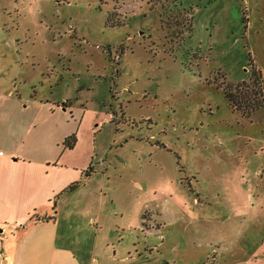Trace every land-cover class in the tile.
Segmentation results:
<instances>
[{
  "label": "rangeland",
  "instance_id": "rangeland-1",
  "mask_svg": "<svg viewBox=\"0 0 264 264\" xmlns=\"http://www.w3.org/2000/svg\"><path fill=\"white\" fill-rule=\"evenodd\" d=\"M253 71L264 0H0V95L76 138L46 263L264 264Z\"/></svg>",
  "mask_w": 264,
  "mask_h": 264
},
{
  "label": "crops",
  "instance_id": "crops-1",
  "mask_svg": "<svg viewBox=\"0 0 264 264\" xmlns=\"http://www.w3.org/2000/svg\"><path fill=\"white\" fill-rule=\"evenodd\" d=\"M21 100L0 95V264H47L54 253L53 215L60 193L77 184L81 174L70 160L60 162L67 151L59 145L68 131H42L26 139L32 127ZM35 246L40 252L32 254Z\"/></svg>",
  "mask_w": 264,
  "mask_h": 264
},
{
  "label": "trees",
  "instance_id": "trees-1",
  "mask_svg": "<svg viewBox=\"0 0 264 264\" xmlns=\"http://www.w3.org/2000/svg\"><path fill=\"white\" fill-rule=\"evenodd\" d=\"M174 1L179 2V0H174ZM191 19L193 20V15H192ZM191 26H192V23H191ZM190 29H189V31H190ZM252 73H253L254 79L256 81L257 89H256V91H253V93L251 92V96L248 99V100H250V103L252 102L251 104H249L250 110L248 111V113L252 112L253 110H255L257 108H264V94H263V91L261 88L260 72L259 71H255V72L253 71ZM247 93L248 92L246 91L245 94H247ZM224 96H225V98L228 101L230 106H233V107L237 108L238 110L242 109V106L239 105V101H237L234 97H232L231 93H228V91H225ZM246 100L247 99H244L245 102H246ZM75 143H76V138L74 135H71L63 141V146L68 148V149H72V147L74 146ZM88 175H89V172H86L85 177H87ZM72 187L73 186L69 187V189H71Z\"/></svg>",
  "mask_w": 264,
  "mask_h": 264
}]
</instances>
